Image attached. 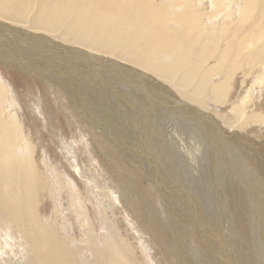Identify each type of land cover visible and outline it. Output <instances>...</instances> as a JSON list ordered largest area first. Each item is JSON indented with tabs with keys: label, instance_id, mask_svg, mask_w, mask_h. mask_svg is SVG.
<instances>
[{
	"label": "bare ground",
	"instance_id": "1",
	"mask_svg": "<svg viewBox=\"0 0 264 264\" xmlns=\"http://www.w3.org/2000/svg\"><path fill=\"white\" fill-rule=\"evenodd\" d=\"M0 29L7 38L0 40V264H179V250L187 245L199 263L197 241L207 249L211 238L236 240L237 235L246 264H264V219L258 237L252 236L256 199L246 196L235 179L225 177V189L218 173L222 148L249 149L252 125L264 127V0H0ZM6 49L17 56L1 53ZM49 58L53 63L42 62ZM12 74L42 85L45 93L34 94L29 87L23 92ZM102 87L103 108L113 92L136 103L143 95L161 107L164 120L154 119L167 130L170 143L163 163L181 172L188 192L163 179L158 164L145 168L147 182L164 204L171 205L174 197L185 203L183 234L172 219L180 216L174 205L170 216L151 186L118 171L119 159L89 125H73L75 117L80 120L77 107L93 115L97 105L90 96ZM52 89L68 97L65 105L57 103ZM66 128L74 130L71 139ZM211 161L215 174L208 168ZM252 178L243 185L252 189ZM189 192L207 206L208 216ZM216 201L225 205L217 207ZM229 205L236 210V216L229 213L236 226L224 215ZM226 226L233 238L222 229Z\"/></svg>",
	"mask_w": 264,
	"mask_h": 264
},
{
	"label": "rangeland",
	"instance_id": "2",
	"mask_svg": "<svg viewBox=\"0 0 264 264\" xmlns=\"http://www.w3.org/2000/svg\"><path fill=\"white\" fill-rule=\"evenodd\" d=\"M16 35H18L17 33H16ZM16 35L14 36V38H16ZM1 37H4L5 39H7L6 38V31H3V30H1L0 29V40L1 41H3L2 39H1ZM9 41H11L12 42V39H9ZM5 52H8L9 54V57H14V56H17L15 53H13L12 51H10V49H6V50H4V51H2L1 53H5ZM42 62H46V63H48V62H50V63H53V60H52V58H49V60H47V61H42ZM73 65V63L71 64V66ZM90 73L88 72V69L85 71V74H84V76L86 77V76H88ZM85 77H82L83 79H84V81H85ZM41 78H45V77H41ZM12 79L14 80V82L16 83V85L18 86V88L19 89H22L23 90V92H24V90H28V87H29V89H31L32 91H33V93L34 94H36L37 92H42V93H45V90H43V87H42V85L40 86V88H39V86H37V85H35L34 83L32 84V82H30V80H28V79H25V77H23V76H20L19 74H12ZM88 82H90V80H88ZM34 86L35 87H37V88H35L34 89ZM48 86V85H47ZM79 86H81V85H79V84H73V87H79ZM25 87H27V88H25ZM55 87H57V86H55ZM42 88V89H41ZM58 88V87H57ZM103 88L104 87H102L100 90H96L95 88L93 89V93H92V95L90 96V97H92L95 101H96V105H97V108H95L94 109V107H93V109H94V112H93V115H91V114H88V113H85V112H83L82 110H80L78 107L76 108V112H78V113H80V120H79V118L78 117H75V122L73 123V125L76 127L77 126V128L78 127H81L80 126V124H79V122L80 123H84L83 124V126L85 125V124H87L86 125V127H88V125H89V127H90V130H91V132L94 134V135H97V136H99L98 138H100V139H102L101 141L104 143V145L107 147V148H109L110 149V152H111V155L113 156V157H115V160L118 162V159H119V162H118V165H117V169H118V171H120V172H122V174H124V175H126L129 179H131V180H134V181H137V182H141V183H146L147 185H149V186H151L150 188L152 189V193H153V196H154V198H156L157 199V197H158V200H156L158 203H160V207H162L163 209H164V211H166L167 213L171 210L172 211V206L171 205H174L175 207H173V208H175V211H174V213H176V214H178V215H180V216H177V217H171L173 220H176L175 222V224L177 225V230H178V235H181V234H183L182 233V230H181V226H180V223L181 222H185L184 220H185V216L187 215V212H186V205H185V203L184 202H182V200L180 199V201L179 200H177L176 199V197H174V198H172V201H171V205H166V202H165V204H164V201H166V200H164V201H161V199H160V197H159V194H158V192L156 191V189L154 188V186H153V184H148V180H147V178H148V176L146 175V170L147 169H149L151 166H155V165H157V166H155V167H157L158 169H160L159 168V165H160V167H162L163 168V170H164V173L162 174V177H163V179H167L166 181L169 183V184H171V185H173L175 182L174 181H176L177 183H176V186L178 185V187H179V189L181 190V188H184L185 189V187L183 186V178H182V174H180L181 172H179L177 169H172V167L170 168V166L167 164V160L165 161V163H163L164 162V159H165V157H166V155H165V153L166 154H168L169 153V150H170V148H169V146H168V144H170L169 143V141L167 140V138H168V136H167V134H166V131L164 130V129H161V126L159 125L160 123V118L162 119V120H164V116H162V111L160 112V106H158V105H156V107L158 108H156L155 107V105L154 104H151L152 102H149L148 101V99L147 98H143L144 96L143 95H141V97H140V99H142V100H140V103H136L135 102V100H134V98H131L130 96H128V95H125V94H123V95H121L120 97H118L119 96V94L117 93V92H113L112 94H111V99H109V97H108V100H109V106H108V108H103L102 106H100L99 105V102H100V100H102L103 98H104V90H103ZM54 92H55V97H54V99H56L57 100V103H59V104H61V105H65V103H66V101H67V96L65 95H61L62 93L61 92H58V91H55L54 89H52ZM36 91V92H35ZM83 95H84V97L86 96L84 93H83ZM61 96V98H59ZM126 96V97H125ZM128 98L129 99H131L130 101L132 102H130V104H129V100H128ZM128 100V101H127ZM260 100H263L264 101V96H262L261 98H260ZM76 101L77 102H81L79 99H76ZM112 101V102H111ZM115 101V102H114ZM89 102V101H88ZM124 102V103H123ZM111 103V104H110ZM113 103V104H112ZM118 103H120V104H118ZM122 103V104H121ZM128 105H127V104ZM145 105H144V104ZM116 106H115V105ZM125 104L127 105V106H125ZM141 104V105H140ZM113 105V107H110V106H112ZM121 105V106H120ZM132 105H134V106H132ZM66 106L68 107V104H66ZM120 106V107H119ZM134 107L133 109H132V107ZM141 106V107H140ZM144 106V107H143ZM116 107V108H115ZM130 107H131V109H130ZM140 107V108H139ZM154 109H153V108ZM144 108H145V110H144ZM111 109H114V110H111ZM128 109V110H127ZM135 109V110H134ZM150 109H153V110H150ZM79 110V111H78ZM121 110V111H120ZM126 110V111H125ZM133 110V111H132ZM144 110V111H143ZM147 110V111H146ZM156 110H158V112L156 111ZM136 111L138 112V113H136ZM140 111V112H139ZM75 112V113H76ZM82 112V113H81ZM114 112V113H113ZM120 112L122 113V115L120 114ZM124 112H126V113H124ZM133 112V113H132ZM150 112V113H149ZM128 113V114H127ZM131 113V114H130ZM134 113H136V114H134ZM153 113V114H152ZM117 114V115H116ZM143 115V117H142V115ZM149 114H151V115H149ZM160 116H159V115ZM84 115V116H83ZM116 115V116H115ZM138 115H140V116H138ZM145 115V116H144ZM94 116V117H93ZM106 116V117H105ZM108 116V117H107ZM133 116V117H132ZM157 116V117H156ZM93 117V118H92ZM118 117V118H117ZM129 119H128V118ZM138 117V118H137ZM149 117V118H148ZM92 118V119H91ZM108 118V119H107ZM127 118V119H126ZM132 118V119H131ZM153 118V119H152ZM157 120V121H159L158 123H157V121L155 120V119ZM60 119H62V121H64L63 122V124L65 125V120H64V118H60ZM114 119V120H113ZM116 119H117V121H116ZM122 119V120H121ZM137 119V120H136ZM138 119H139V121H138ZM140 119H141V121H140ZM144 119V120H143ZM149 119V120H148ZM106 120V121H105ZM121 122H120V121ZM114 121V122H113ZM138 121V122H137ZM145 121H146V123H145ZM155 121V122H154ZM76 122H77V125H76ZM87 122V123H86ZM108 123V125L110 126H108L107 125V123ZM110 122V123H109ZM118 122V123H117ZM128 122H130V123H128ZM149 122V123H148ZM112 123V124H111ZM126 123V124H125ZM145 123V124H144ZM92 124V125H91ZM136 124V125H135ZM156 124H157V126H156ZM94 125V126H93ZM113 125V126H112ZM141 125H142V127H141ZM144 125V126H143ZM145 125H146V128H144L145 127ZM151 125V126H150ZM118 126V127H117ZM122 126V127H121ZM124 126V127H123ZM168 126V125H167ZM253 127V129H254V131L252 130V147H250L249 146V149H248V146H245V149H243V148H241L239 151H243L242 153H240L239 151L237 152V150L236 149H234V148H232L231 146H229V145H225L226 147H223L222 148V154L220 155V160L218 161L219 163V165L221 164L222 165V167L221 166H219V169L220 170H218V173L219 174H221L222 173V175H223V177H224V186H225V189H227L228 187V184H229V181H227L228 179H230V180H233V179H235L236 180V182H234L237 186H242L243 187V190H244V192H245V194H246V196H248V197H250V199L253 201V200H255V201H253L252 202V210H251V213H250V215H251V219H252V236L255 238V236L256 237H258V234H259V230H258V227L260 226V219H264V215H263V210H264V206H262L264 203H262V202H264V141H263V138H264V127L263 126H260V125H252ZM60 127H61V125H60ZM94 127V128H93ZM97 127V128H96ZM126 127V128H125ZM160 127V128H159ZM259 127H262L261 128V130L260 131H255V130H257V129H259ZM62 128V127H61ZM121 128V131L119 130ZM123 128H125V130H127L126 132L123 130ZM139 128V129H138ZM151 128V129H150ZM155 128V129H154ZM107 129V130H106ZM113 129V130H112ZM118 131H117V130ZM68 130V131H67ZM131 132H130V131ZM145 130H146V132H145ZM149 130V131H148ZM74 131V130H73ZM73 131L71 130V129H68V128H66V130H65V132H64V134L65 135H67V137H68V139H71V137L73 136ZM95 131V132H94ZM108 131V132H107ZM111 131V132H110ZM116 133H115V132ZM120 131V132H119ZM136 132V134H135V132ZM138 131H140V132H138ZM97 132V133H96ZM112 132H113V134H112ZM129 132V135L126 137V135H127V133ZM148 132H149V134H148ZM161 132V133H160ZM260 132L262 133V134H260ZM138 133H140V134H138ZM142 133V134H141ZM146 134V136H144V134ZM163 133V134H162ZM253 133H254V135H253ZM47 134V133H46ZM71 134V135H70ZM101 134V135H100ZM103 134V135H102ZM107 134V135H106ZM110 134V135H109ZM126 134V135H125ZM138 134V135H137ZM165 134V135H164ZM48 135V134H47ZM142 135V136H141ZM150 135V136H149ZM161 136H162V138H164V139H162L161 138ZM106 137H108V138H106ZM137 137V138H136ZM154 137V138H153ZM165 137H167L166 138V140H165ZM257 137H259V139L257 138ZM123 138V139H122ZM126 138V139H125ZM131 138H133V139H131ZM144 138H148V139H144ZM157 138V139H156ZM108 140V141H105V140ZM137 141H136V140ZM143 139H144V141H143ZM151 141H150V140ZM261 139V140H260ZM112 142H111V141ZM113 140H115V142L116 143H114L113 142ZM120 140H122V141H120ZM140 140V141H139ZM142 140V141H141ZM125 141H127V142H125ZM133 141V142H132ZM160 141H161V144H160ZM107 142V143H106ZM111 144H110V143ZM140 142V143H139ZM152 142V143H151ZM157 142V143H156ZM164 144H163V143ZM147 143V144H146ZM148 143H150V144H148ZM155 143V144H154ZM118 144V145H117ZM129 144H130V146H129ZM163 144V145H162ZM255 144V145H254ZM156 145V146H155ZM166 145V146H165ZM257 145V146H256ZM60 146V145H59ZM109 146V147H108ZM133 146V147H132ZM224 146V145H223ZM255 146V147H254ZM115 147V148H114ZM154 147H155V149H154ZM167 147H168V149H167ZM172 149H173V146H170ZM254 147V148H253ZM229 148H231L230 150H233V151H230L229 150ZM250 148H251V150H250ZM259 148V149H258ZM117 150L116 152H112V150ZM120 149V150H119ZM135 149V150H134ZM145 149V150H144ZM151 150V151H146V150ZM160 149V150H159ZM262 149V150H261ZM125 150V151H124ZM142 150V151H141ZM155 150H158V151H155ZM163 150H166V151H163ZM144 151V152H143ZM154 151V152H153ZM246 151V152H245ZM250 151H252L251 153H250ZM122 152V153H121ZM236 154V153H239V155L237 154V156L236 155H234V153ZM247 152H248V154H247ZM258 152V154H256ZM52 154H53V157H54V159L56 158V156H58V154L56 155L53 151L51 152ZM127 153H129V154H127ZM125 155V156H123V155ZM128 155V157H127V155ZM145 154V155H144ZM227 154V155H226ZM242 154V155H241ZM260 154V155H259ZM118 155H120V157H121V159H120V157L118 156ZM149 155V156H148ZM223 155V156H222ZM231 155V157H229V156ZM240 155H241V157H240ZM249 155V156H248ZM251 155V156H250ZM258 155V156H257ZM116 156L117 157H119V158H117L116 159ZM130 156H132V157H130ZM143 156V157H142ZM148 156V157H147ZM226 156V157H225ZM245 156V157H244ZM125 157V159H123ZM126 157H127V159H126ZM162 157V158H161ZM174 157V156H173ZM233 157H237V159L236 158H233ZM240 157V158H239ZM248 159H247V158ZM252 158V160H251V158ZM260 157V158H259ZM130 158V159H129ZM228 158H230L231 159V161H230V159H228ZM233 158V159H232ZM239 158V159H238ZM262 158V159H261ZM142 159H144V160H142ZM147 159V160H146ZM226 159V160H225ZM234 159H235V161H234ZM259 159V160H258ZM122 160V161H121ZM128 160V161H127ZM136 160V161H135ZM222 160V161H221ZM224 160V161H223ZM241 160V161H240ZM247 160V161H246ZM249 160H250V162H252V163H248L249 162ZM261 160V161H260ZM125 161V162H124ZM144 161V162H143ZM150 161V162H149ZM154 161V162H153ZM156 161V162H155ZM225 161H226V163L228 162V161H230V162H228L227 164H228V166L226 165V163H225ZM244 161V162H243ZM132 162V163H131ZM139 163L140 165H136L137 163ZM233 162V163H232ZM127 163V164H126ZM160 163V164H159ZM244 163V166L242 165ZM255 163H256V165H255ZM149 164V165H148ZM165 164V165H164ZM224 164V165H223ZM229 164H231V165H234V168L232 167V166H230ZM238 164V165H237ZM248 164V165H247ZM148 165V166H147ZM225 165H226V167H225ZM249 165H250V167H249ZM259 165V166H258ZM119 166V167H118ZM132 166H135L136 168H133ZM216 166V162H215V164H214V162H212L211 161V163H210V165L208 166V168H211V169H209V171H210V173L212 174V168H213V173L215 174V172H217V170H215V167ZM231 167V169H230V167ZM236 166V167H235ZM239 166V167H238ZM123 167V168H122ZM127 167V168H126ZM128 167H129V169H128ZM139 167V168H138ZM167 169H169V170H166V168ZM229 167V168H228ZM251 167L253 168L252 170H251ZM125 168H126V170H125ZM133 170H132V169ZM145 168H146V170H145ZM222 168V169H221ZM249 168H250V170H249ZM261 168H263L262 170H261ZM122 169V170H121ZM225 169V170H224ZM234 171H233V170ZM242 169H244V170H242ZM245 169H247L248 171H246ZM131 170V171H130ZM135 170V171H134ZM141 170H143V171H141ZM230 170V171H229ZM242 170V171H241ZM254 170V171H253ZM141 171V172H140ZM174 171V172H173ZM224 171H225V173H224ZM228 171H229V173H228ZM237 171H238V173H237ZM246 171V172H245ZM251 171V172H250ZM253 171V172H252ZM259 171H260V173H259ZM124 172H126V173H124ZM234 173V175H233V173ZM241 172H245L244 174L243 173H241V175H240V173ZM248 172V173H247ZM249 172L251 173V174H249ZM257 172V173H256ZM130 174V175H128V174ZM138 173V174H137ZM140 173V174H139ZM167 173V174H166ZM179 173V174H178ZM238 175H237V174ZM247 173V174H246ZM261 173H263V175L261 174ZM137 174V175H136ZM144 174V175H143ZM148 174V173H147ZM228 174V175H227ZM141 175V176H140ZM233 175V176H232ZM253 176V178H252V180H253V182H252V185H253V183L255 184V185H253V187H252V189L254 190H252V189H250V188H248V187H246V186H244L243 184H244V179H246V178H248L249 176ZM258 175H260V177L258 176ZM139 176V177H138ZM173 178H172V177ZM231 176L232 177H234V178H231ZM245 176V177H244ZM174 177H175V179H174ZM225 177H226V179H225ZM227 177H229V178H227ZM240 178L242 179V180H240ZM260 179V180H259ZM261 179L263 180V181H261ZM174 180V181H173ZM182 180V181H181ZM257 180L259 181V182H257ZM241 183L242 181V184H240L239 182ZM257 183H256V182ZM228 183V184H227ZM259 183V184H258ZM226 184V185H225ZM258 186V187H255V186ZM175 186V185H174ZM255 188H258V189H255ZM260 188V189H259ZM186 190V189H185ZM257 190V191H256ZM258 190H260V191H262L263 192V194H261L262 192H260V191H258ZM156 193H154V192ZM187 191V190H186ZM252 191V192H251ZM255 191H256V193H255ZM180 192V191H179ZM188 192V191H187ZM255 193V195H253L254 193ZM251 193V194H250ZM157 194H158V196H157ZM189 194V198L191 199V201L193 200V201H197V203L199 204V205H201L202 206V208H203V210H204V212H205V214L208 216L209 215V211H207V206L198 198V197H196L195 195H193V194H191L190 192L188 193ZM250 194V195H249ZM252 196V197H251ZM258 196V197H257ZM261 196H263L262 198H261ZM256 197V198H255ZM194 198V199H193ZM174 199V200H173ZM261 200V201H260ZM163 202V203H162ZM217 203H215L216 205H217V207H220L221 205V203L223 204V205H225V201H219L220 203H218V201H216ZM256 202V203H255ZM183 205H182V204ZM203 203V204H202ZM260 203V204H259ZM163 206H162V205ZM177 204V205H176ZM178 205H180V206H178ZM259 205H261V206H259ZM168 206H169V208H168ZM178 206V207H177ZM255 206V207H254ZM165 207V208H164ZM230 207V205L229 206H227V207H224V208H226L225 209V212H224V215H226L227 217L229 216H231L229 213H231V214H233V215H235L236 216V210H232L231 208H229ZM259 207V208H258ZM178 208V209H177ZM224 208H223V211H224ZM218 209H220V208H218ZM254 209L256 210V211H254ZM46 210L47 211H50V208L48 207V208H46ZM174 210V209H173ZM229 210V211H228ZM228 211V212H227ZM259 211V212H258ZM178 212V213H177ZM195 212H197V211H195ZM260 212H261V214L262 215H260ZM218 214H221V212L219 213V212H217ZM228 213V214H227ZM257 213V214H256ZM169 215H170V212L168 213ZM258 215V216H257ZM171 216V215H170ZM184 216V217H183ZM180 217V218H179ZM183 219H182V218ZM231 219H232V217H230ZM222 219H224V216L222 217ZM183 220V221H182ZM233 220V219H232ZM233 222V224H234V226H236L237 224H238V221L236 220V224L234 223L235 221L233 220L232 221ZM190 223V222H189ZM191 224V223H190ZM189 224H184V228L186 227V230H188V232H189V234L191 235V236H193L195 239H196V241H197V236H196V234H195V232L192 230V228L190 229V225L188 226ZM228 226H226L225 228H222L223 230H224V232L225 233H227V234H230V237L231 238H233L232 236H234V233H232V228H230V227H228L229 228V231H228V228H227ZM236 228V227H235ZM238 229H239V225H238ZM208 231H210L209 229H208ZM231 231V232H230ZM253 231H255V233H253ZM259 231V232H258ZM230 232V233H229ZM234 232V231H233ZM232 233V234H231ZM257 234V235H256ZM221 238H211L209 241L207 240V249L202 245V243H201V241L199 240V241H197L198 242V244L199 245H201V248H200V246H199V249H200V253H202L201 255H202V257H201V261H200V259H198V261H199V263L198 262H196L195 263V260H193V254L191 253L192 251H191V249H192V246H190L189 245V247H188V245H187V250L186 249H184V250H179V251H184L183 253L181 252V254L180 253H178V256H179V259H178V262H179V260H180V262H179V264L181 263V264H216V262H217V259L214 257L215 255L216 256H220L219 258H220V261H218L220 264H232L233 262V264H246V256L245 255H243V251H242V240H240V239H238V235H237V239L236 240H227L225 237L223 238V236H220ZM225 241H224V240ZM212 240V241H211ZM214 240V241H213ZM221 240V241H220ZM239 240V241H238ZM256 240H257V238H256ZM235 241V242H234ZM241 241V242H240ZM215 242V243H214ZM221 242V243H220ZM223 242L226 244L225 245V247L223 246L224 244H223ZM231 242V243H230ZM233 242V243H232ZM240 242V243H239ZM209 243V244H208ZM230 243V244H229ZM210 245V246H209ZM223 246L224 248H225V250H224V248L223 247H221V246ZM236 245V246H235ZM204 248H203V247ZM211 246H212V248H211ZM213 246H215V247H213ZM210 247V249H208ZM216 247H218L219 249L217 250V248ZM226 247H228V248H226ZM233 247V248H232ZM189 248H191L190 250H189ZM203 248V249H202ZM214 248H216V250L214 249ZM213 249V250H212ZM232 249L234 250V251H232ZM206 250V251H205ZM236 250V251H235ZM220 251V253H218ZM228 251L230 252L229 253V256H226V255H228ZM237 251H238V253H237ZM240 251V252H239ZM177 252L178 251H176V253L173 255V257H175V255L177 254ZM186 252V253H185ZM185 253V254H184ZM210 253V254H209ZM218 253V254H217ZM234 255H233V254ZM183 254H184V256H183ZM198 254V253H197ZM215 254V255H214ZM230 254H231V256H230ZM240 254V255H239ZM193 255V256H192ZM236 255V256H235ZM239 255V256H238ZM243 255V256H242ZM180 256H182V257H180ZM226 257V259H225V257ZM197 257H199V255H197ZM228 257V258H227ZM200 258V257H199ZM215 258V259H214ZM240 258V259H239ZM244 260H243V259ZM195 259V258H194ZM213 259H214V262H213ZM228 259V260H227ZM230 259V260H229ZM222 260H224V261H222ZM231 261H233L232 263H231ZM183 262V263H182ZM185 262V263H184ZM207 262V263H206ZM217 262V264H219ZM263 262H264V258H263Z\"/></svg>",
	"mask_w": 264,
	"mask_h": 264
}]
</instances>
